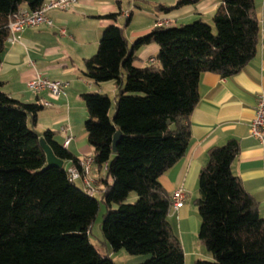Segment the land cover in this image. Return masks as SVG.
<instances>
[{"label":"trees","instance_id":"1","mask_svg":"<svg viewBox=\"0 0 264 264\" xmlns=\"http://www.w3.org/2000/svg\"><path fill=\"white\" fill-rule=\"evenodd\" d=\"M199 1L155 7L169 12ZM217 1L214 31L196 19L155 26L128 44L127 17L123 26H105L95 53L84 59V77L95 84L113 82L116 91L112 115L106 93L81 94L93 166L105 170L100 200L80 180L70 179L68 166L44 168L41 137L69 166L80 169L81 159L56 140V131L35 129L41 102L23 103L3 92L0 82V264H115L89 240L100 202L105 206L103 243L113 252L147 255L139 264H184L181 243L168 220L172 195L159 177L188 147L200 74L233 76L254 58L258 45L254 0ZM43 2L0 0V63L10 15L21 7L37 10ZM118 16L112 12L100 17L115 21ZM149 44L159 47L155 57L148 65L135 66L137 50ZM238 152L235 139L214 146L199 171L194 200L198 238L211 258L193 264H264V218L230 170ZM132 194L135 200L128 202Z\"/></svg>","mask_w":264,"mask_h":264},{"label":"crops","instance_id":"2","mask_svg":"<svg viewBox=\"0 0 264 264\" xmlns=\"http://www.w3.org/2000/svg\"><path fill=\"white\" fill-rule=\"evenodd\" d=\"M148 1L151 2V9H145L141 0H126V3L123 0H77L76 5L67 10L53 9L46 13L52 20V27H26L15 32L14 41L6 40L0 63L1 90L23 103L48 101L50 106H44L37 115L35 129L39 133L46 129L56 131V140L62 146L65 137L71 135L72 139L65 148L78 159L93 153L85 129L77 131L74 124L83 119L85 121L87 117L81 94L93 91L104 93L102 88L107 83L90 82L82 72L84 59L97 49L103 28L110 24L119 25L120 18L126 20L129 17L124 35L131 44L135 38L154 28L158 19L172 20L168 26L196 19L212 21L218 5L217 0H200L196 4L164 12L155 6H173L177 0ZM254 4L259 22L254 58L230 77L224 78L211 72L200 74L199 99L189 116L188 147L184 156L159 177L161 186L170 195L178 188L186 193L184 204L178 209L171 208L168 214L171 228L184 252V264L211 258L198 238L200 219L196 205H193L198 196L199 171L208 160L210 148L224 145L230 139L238 142L239 152L230 170L256 200L259 216L264 218V145L249 133L257 96L264 94V0H254ZM112 12H119L115 21L100 17ZM60 29L65 30L64 35L59 33ZM158 49L156 44L140 47L133 64L137 67L148 65ZM36 75L68 81L69 84L58 96L46 91L34 94L28 89L27 81ZM59 124L65 127V131L57 127ZM67 164L70 162L67 161ZM90 176L99 192L105 178L104 168L98 170L93 166Z\"/></svg>","mask_w":264,"mask_h":264},{"label":"built area","instance_id":"3","mask_svg":"<svg viewBox=\"0 0 264 264\" xmlns=\"http://www.w3.org/2000/svg\"><path fill=\"white\" fill-rule=\"evenodd\" d=\"M77 0H44L40 8L37 10H30L26 7H21L13 12L9 17V36L7 41L15 40V32L21 31L26 27H37L39 25H46L52 27V20L46 15L50 10H67L70 7L76 5ZM127 15V14H126ZM172 20L158 19L156 26L168 25ZM59 33L64 35L65 30L60 29ZM152 61V59H150ZM68 86V81L63 80H50L41 75H36L32 79L27 81L28 89L34 94H40L42 91L48 92L52 96H58L65 87ZM43 106L48 107L50 103L48 101L41 102ZM255 114L251 120L249 126V133L251 136L258 139V141L264 145V94L257 96L256 105L254 108ZM65 131L64 128L61 129ZM72 139L71 135H67L63 142V147ZM93 167L92 156L85 157L80 161V169L75 166H68L67 173L71 180H80L83 187L89 194H94L97 191V186L94 184L91 178V170ZM186 199V193L182 188H178L172 193V208H180Z\"/></svg>","mask_w":264,"mask_h":264},{"label":"rangeland","instance_id":"4","mask_svg":"<svg viewBox=\"0 0 264 264\" xmlns=\"http://www.w3.org/2000/svg\"><path fill=\"white\" fill-rule=\"evenodd\" d=\"M141 1L145 4V5H143L145 9H151V7H150L151 2H149L148 0H141ZM123 2L126 3V0H123ZM203 21L209 22V24L212 26V29L214 31V26H213V23L211 20L208 21L207 19H203ZM124 22H125V18H120L118 20L119 25H123ZM170 25H172V24H170ZM95 50H94V53H95ZM94 53H91L89 56H91ZM68 84H69V82H68ZM102 90L104 93H106L108 95V97L111 100L110 115H112L113 110H114V105H115V93H114L115 92V86H113V84L111 82H107L103 85ZM74 124H75V128L77 131L79 129L80 130L84 129V119L81 121H76ZM57 127L61 128V129L62 128L65 129V127L63 125L60 126V124ZM38 128L43 130V127L41 125ZM64 165L69 166L67 164V162L64 163ZM95 197L98 200H100L99 199L100 198L99 192H96ZM134 200H135V196L132 194L128 198L127 201L133 202ZM193 205H195V204H193ZM195 210H196V213L198 215L196 206H195ZM104 212H105V206L103 205V203L100 202L99 210L96 214L94 221L92 222V224L90 226L89 240H90L91 244L96 248V250H98V252H100L102 254H106V253L111 254L110 257L112 258V260L114 261L115 264H139V263L145 261L148 258L147 255H137V256L129 255L124 250H119L118 252H113L107 244L105 245L103 243L104 238H103V235L101 232V226L100 225H101V221H102V217H103ZM198 218H199V215H198Z\"/></svg>","mask_w":264,"mask_h":264},{"label":"water","instance_id":"5","mask_svg":"<svg viewBox=\"0 0 264 264\" xmlns=\"http://www.w3.org/2000/svg\"><path fill=\"white\" fill-rule=\"evenodd\" d=\"M120 136H121V132L119 130L116 131L115 134L113 135V143H112L113 151L116 150V144H117ZM39 142H40V146H41L42 150L44 151L45 157H46V165L44 168H48V167H52V166H56V167L61 168L64 165V161L54 155L52 149L45 142L43 137H41L39 139Z\"/></svg>","mask_w":264,"mask_h":264}]
</instances>
